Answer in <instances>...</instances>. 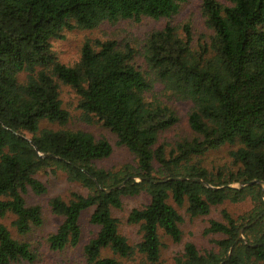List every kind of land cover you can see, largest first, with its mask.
Returning <instances> with one entry per match:
<instances>
[{
  "label": "trees",
  "instance_id": "obj_1",
  "mask_svg": "<svg viewBox=\"0 0 264 264\" xmlns=\"http://www.w3.org/2000/svg\"><path fill=\"white\" fill-rule=\"evenodd\" d=\"M179 6L180 0H0V216L13 213L18 233L42 223L41 206L24 198L28 188L46 191L37 172L60 169L87 192L49 199L52 211L63 216L47 236L52 249L78 243L80 213L93 206L89 220L99 227L83 247L88 264H129L103 255L105 248L120 256L137 250L162 264L160 232L181 239L178 207L195 216L226 199L250 198L249 211L233 216L223 209L222 219H210L206 230L223 235L216 248L200 251L188 241L174 264H264V0H202L209 33L198 40L187 23L182 31L169 21L149 31L142 46L149 71L136 64L132 45L112 38L85 39L72 64L53 47L66 30L169 18ZM154 81L192 102L188 124L196 135L177 140L169 152L158 138L178 115L148 96ZM59 82L72 86L82 112L96 116L135 154V170L96 165L112 151L104 137L41 125L69 119ZM222 145L232 146L230 162L208 168L201 157ZM254 179L259 182L250 183ZM141 192L148 202L127 215L141 232L132 245L112 207H121L123 195ZM35 257L30 243L0 222V264Z\"/></svg>",
  "mask_w": 264,
  "mask_h": 264
},
{
  "label": "rangeland",
  "instance_id": "obj_2",
  "mask_svg": "<svg viewBox=\"0 0 264 264\" xmlns=\"http://www.w3.org/2000/svg\"><path fill=\"white\" fill-rule=\"evenodd\" d=\"M202 0H180L178 11L169 18H151L143 16L140 20L119 19L116 22L103 21L93 28H74L66 30L62 37L52 40L54 50L57 52L61 61L72 64L80 54V47L87 38L114 39L119 45L129 44L135 48V62L144 71H149L148 65L143 57V42L147 33L153 29L160 28L166 22H170L179 27L182 31L185 23L189 24L194 40L209 33V29L204 21V15L201 10ZM59 93L62 105L69 111V119L65 124L56 122H42L41 125L51 128H69L83 129L91 132L96 138L104 137L112 145L111 153L102 159L96 160L97 166L105 169L118 170L128 165L132 170L137 166L135 154L124 144L117 142L116 134L94 115H86L78 106L79 96L72 86L59 82ZM148 96L158 98L170 105L178 115V121L172 126L160 132L158 142L166 147L169 152L177 140L195 136L196 133L188 124V113L192 102L187 98H181L173 94L170 90L164 88L159 81H154ZM230 145H222L216 149L207 151L202 157V162L208 168H215L218 165L229 163L228 154ZM36 176L46 185V191L40 194L34 193L30 188L24 193L26 204H39L42 210V223L24 233H18L11 220L13 213H6L0 216V222L4 223L11 235L17 239H23L30 243L35 252V259L32 261L18 260L10 264H88L84 254V244L95 235L98 225L89 220L93 206L85 208L79 216L80 238L76 245H67L62 249H52L47 240L50 232L54 231L62 221L63 216L52 211L49 205V199L52 196L59 195L63 198H69L72 191L86 193L87 189L79 182L69 180L63 170L58 169L52 172L45 169L37 172ZM240 182H234L232 185L238 186ZM149 195L141 192L135 195H123L120 208L112 207V214L119 220V231L126 236L130 244L134 245L139 241L141 232L138 223H129L127 221L128 212L132 207H139L147 203ZM171 201V200H170ZM250 198L240 201L224 200L222 203L211 207L209 213L203 215L190 216L185 207H178L183 219L180 223L182 231L181 239L174 241L170 236L160 232L161 247L159 261L162 264H174L175 258L184 250V244L188 241L193 242L200 250L216 248L215 239L222 237L220 233L208 232L206 230L210 219H222V210H228L233 216H239L252 208ZM103 255L114 256L124 263L129 264H153L146 257L134 250L129 256H120L113 253L109 248L102 250Z\"/></svg>",
  "mask_w": 264,
  "mask_h": 264
},
{
  "label": "water",
  "instance_id": "obj_3",
  "mask_svg": "<svg viewBox=\"0 0 264 264\" xmlns=\"http://www.w3.org/2000/svg\"><path fill=\"white\" fill-rule=\"evenodd\" d=\"M44 155H48V156H52L53 154L52 153H45ZM197 180L198 181H201L202 183H204V181L203 180H201L200 178H197ZM253 181H255V182H259V180L258 179H254V180H250V183H252ZM242 184V183H241ZM240 184V185H241ZM119 184H117L116 186H118ZM241 231H242V228L240 229V234H241Z\"/></svg>",
  "mask_w": 264,
  "mask_h": 264
}]
</instances>
